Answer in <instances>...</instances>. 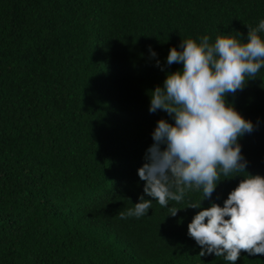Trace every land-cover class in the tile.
I'll return each mask as SVG.
<instances>
[{"label":"trees","instance_id":"16d2710c","mask_svg":"<svg viewBox=\"0 0 264 264\" xmlns=\"http://www.w3.org/2000/svg\"><path fill=\"white\" fill-rule=\"evenodd\" d=\"M261 20L264 0H0V264H228L199 257L188 235L201 209L173 217L153 201L140 218L118 213L143 195L137 170L157 121L174 123L149 112L150 92L182 68L166 64L170 48L246 41ZM226 99L255 126L238 141L246 172L264 176V68ZM242 178L220 181L201 207L223 206Z\"/></svg>","mask_w":264,"mask_h":264},{"label":"clouds","instance_id":"9594fccd","mask_svg":"<svg viewBox=\"0 0 264 264\" xmlns=\"http://www.w3.org/2000/svg\"><path fill=\"white\" fill-rule=\"evenodd\" d=\"M247 28L246 41L219 35L210 43L206 35L199 42L182 39L179 50L170 48L166 64L182 68L167 73L163 85L150 92L149 112L161 110L174 123L157 121L146 162L137 170L143 195L133 208L118 213L121 219L140 218L153 201L173 217L185 208L201 209L188 224V235L200 246L199 257L214 254L228 264H236L242 252L264 255V176L246 172L238 142L255 126L226 99L264 68V20ZM236 176L243 178L223 206L201 207L220 181ZM191 191L202 192V199L184 208L169 206Z\"/></svg>","mask_w":264,"mask_h":264}]
</instances>
